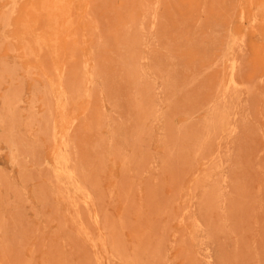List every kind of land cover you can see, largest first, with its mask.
<instances>
[{"label":"rangeland","instance_id":"rangeland-1","mask_svg":"<svg viewBox=\"0 0 264 264\" xmlns=\"http://www.w3.org/2000/svg\"><path fill=\"white\" fill-rule=\"evenodd\" d=\"M0 264H264V0H0Z\"/></svg>","mask_w":264,"mask_h":264}]
</instances>
